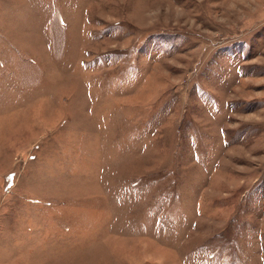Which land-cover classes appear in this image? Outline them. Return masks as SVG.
Here are the masks:
<instances>
[{
	"label": "rangeland",
	"instance_id": "rangeland-1",
	"mask_svg": "<svg viewBox=\"0 0 264 264\" xmlns=\"http://www.w3.org/2000/svg\"><path fill=\"white\" fill-rule=\"evenodd\" d=\"M0 264H264V0H0Z\"/></svg>",
	"mask_w": 264,
	"mask_h": 264
}]
</instances>
